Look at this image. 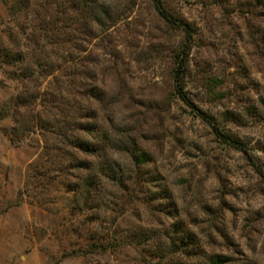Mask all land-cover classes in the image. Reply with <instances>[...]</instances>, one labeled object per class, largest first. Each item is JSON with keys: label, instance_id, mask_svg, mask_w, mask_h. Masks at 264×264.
Listing matches in <instances>:
<instances>
[{"label": "rangeland", "instance_id": "1", "mask_svg": "<svg viewBox=\"0 0 264 264\" xmlns=\"http://www.w3.org/2000/svg\"><path fill=\"white\" fill-rule=\"evenodd\" d=\"M78 1L0 0V264H212L215 254L229 257L227 264H264V0H163L179 25L152 0H97L110 18L101 13L107 19L98 24L79 14L74 21ZM57 18L63 27L52 41L37 30L27 40L30 23ZM184 27L192 32L188 47ZM29 46H46L43 61L51 66L79 60L56 79L32 81L33 96L50 90L86 103V89L71 87L66 75L85 62L104 97L88 103L102 128L150 154L139 165L131 152L108 149V158L135 176L150 174L126 211L103 208L91 223L71 209L72 193L61 182L77 180L78 172L49 178L58 180L52 185L35 176L38 162L60 156L57 135L36 124L40 111L53 124L60 109L51 97L45 105L35 99L21 115L32 121L30 130L14 129L11 104L22 85L19 65L5 54L13 58ZM184 47L190 56L183 84L197 109L176 91V56ZM125 189H115L120 204L129 198ZM179 228L195 249L173 245ZM91 229H110L128 243L83 255Z\"/></svg>", "mask_w": 264, "mask_h": 264}, {"label": "trees", "instance_id": "2", "mask_svg": "<svg viewBox=\"0 0 264 264\" xmlns=\"http://www.w3.org/2000/svg\"><path fill=\"white\" fill-rule=\"evenodd\" d=\"M152 1L163 17H165L170 23L179 25L178 19L169 13L164 7L163 0ZM74 4L77 13L74 21H78L76 19H79L80 16H89L93 21L101 24L107 19V17L110 18L112 15L111 10L107 8L99 10L97 0H79ZM28 5L29 3L26 4V8ZM66 8L67 7L65 6L62 10H59V12L62 11L64 14ZM77 11H80V13ZM101 13L106 14L107 17H103ZM79 14L81 15L79 16ZM60 21H63V19L57 18L54 22L52 20H50V22L47 20H41L39 25L28 23L30 25L29 29L31 30L26 36L27 40H32V36L30 37V35H35L37 30L42 33L45 41H52L54 39L53 31L61 25ZM184 29L188 32V41L185 42L184 46L188 47L189 43L192 42V32L188 27H184ZM186 47H184L176 56V67L174 70L176 91L182 100L192 108L197 109L187 95L183 84L190 56V50L188 51ZM27 49L28 50H19L13 58H11L12 53L5 54L8 63L19 65L17 79L22 85L19 93L12 99L11 104L15 122L17 124V127L14 129H22L24 132L30 130L29 127L32 125V121L26 124L22 120L21 115L22 112H24V109H26L35 99L45 105L51 97L54 102L58 103L57 107L60 109V116L55 117V122L53 124H51L49 119L45 117L44 113L42 114V111H40L41 113L38 117V123L35 122L39 129L55 133L60 141V144L56 146V150L60 151L59 159L57 161L56 159L50 161L51 158L49 157L46 161L38 162L35 166V176H38L39 179H48L46 184L52 185L58 180H56L57 178H54L56 180L54 182L50 181L49 178L64 174L74 175V173L78 172L79 174L77 173V175H74L77 180L61 182L67 187L68 192L72 193L70 198L72 204L71 209L79 210L78 214H86V220L91 223L98 222V213L103 208L114 210L116 206L121 207L122 205L126 211L125 207H130L133 202V197L136 195L135 191L138 187L142 186V180L144 181L145 179L143 177L149 176L150 178V174L147 173L143 177L140 175L135 176L132 174V170L123 167L113 158H108V149L115 148L120 151L124 150L131 152L139 165L149 163L151 160L150 154L146 151L137 152L136 144H133L132 148H130L131 145L129 146L124 140L117 139L116 137L114 138L112 133L102 128L97 109H91V106H89L88 103L92 105L100 104L104 101V97L98 87L95 86L93 82H89V79H92L93 81L94 75L90 74L85 62L81 63L79 66L76 65L77 67H73L74 69L72 72L65 74L68 75L67 81L71 87L73 85L75 86V84H80L83 89H86L84 90L86 92H82V94L80 92L81 96L83 95L86 97V103H78L72 99L67 100L64 94H56L54 92L52 94L50 90H44L43 92L38 90V93L33 96L30 88V83L32 81L42 77H53L56 79L57 74L60 72L62 73L63 70L67 72V65L71 64L75 66V64L79 63V60H77L76 57L74 58V56H70L67 65L54 64L51 66L48 61H43V59H48L47 56L43 57L48 52L46 46H35V49H31L29 46ZM78 78H80V80H78ZM78 88L80 87L78 86ZM76 91L79 90L76 89ZM219 133L224 137L225 142L232 144L238 149H243L241 142L224 132ZM118 134L121 137H125V133L121 131H119ZM66 156H68V159ZM116 187L126 188V191L129 190V198L123 200L122 204H120V201L115 200ZM179 229L181 230L175 231L180 234H177V240L174 238L175 241L172 242L173 245H178V242H180L183 246L185 245L186 247H192L195 249L196 247L194 245H196V243L191 242L193 238L190 233L182 228ZM110 233V229L104 233L97 229H91L85 235L90 243L85 249L79 251H81L83 255L108 253L110 251H116L128 243L123 237L117 235L111 237ZM134 238L140 240V234L134 235ZM133 243L134 242H132V244ZM210 261L212 264H227L230 259L229 257L215 254L210 257ZM55 264L59 263L56 262Z\"/></svg>", "mask_w": 264, "mask_h": 264}]
</instances>
